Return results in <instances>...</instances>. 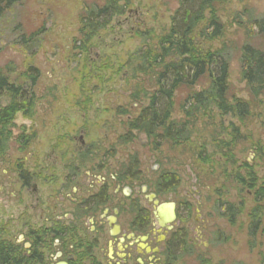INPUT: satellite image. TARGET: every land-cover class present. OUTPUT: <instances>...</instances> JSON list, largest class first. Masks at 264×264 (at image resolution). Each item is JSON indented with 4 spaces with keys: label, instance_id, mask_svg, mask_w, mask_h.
Segmentation results:
<instances>
[{
    "label": "rangeland",
    "instance_id": "374dc122",
    "mask_svg": "<svg viewBox=\"0 0 264 264\" xmlns=\"http://www.w3.org/2000/svg\"><path fill=\"white\" fill-rule=\"evenodd\" d=\"M107 1L20 0L0 17V71L17 86L25 84L29 68L39 73L35 113L30 119L21 113L15 117L8 151L0 155V237L15 246L23 243L24 223L64 220L62 215L69 216L75 203L105 182L115 203L129 188L151 213L152 223L157 205L176 204L171 232L164 235L152 226L163 253L172 235L185 232L193 250L177 264H264V235L254 240L248 233L251 210L264 208V93L252 99L242 81L239 48L246 35L233 19L245 7L264 18V0H233L219 13L226 31L215 46L226 42L238 50L230 62L228 98L249 102V116L240 120L209 111L189 120L193 133L186 144L159 149L146 135L129 133L128 123L148 101L133 98L143 76L133 78L130 69H118L150 38L168 32L178 1L122 0L124 13L83 47L81 23L87 10ZM251 45L263 49L264 38L256 37ZM206 85L202 81L177 91L174 120L184 118L183 104ZM8 102L1 99L2 106ZM163 174L178 184L151 204L154 183ZM135 176L138 180H130ZM218 202L242 208L235 225L219 215ZM129 219L123 215L122 222ZM51 245L47 264L63 261L55 257L60 243L53 238ZM100 246L92 254L107 264V246ZM76 250L88 255L70 247L66 252Z\"/></svg>",
    "mask_w": 264,
    "mask_h": 264
},
{
    "label": "trees",
    "instance_id": "16d2710c",
    "mask_svg": "<svg viewBox=\"0 0 264 264\" xmlns=\"http://www.w3.org/2000/svg\"><path fill=\"white\" fill-rule=\"evenodd\" d=\"M121 1L108 0L103 7L87 10L81 23L83 47L91 44L114 16L124 13V8L119 5ZM177 1L179 9L172 18L168 32L156 39H146L148 44L132 54L130 61L120 65L118 69V72L130 69L129 73L133 78L137 74L143 76V80L134 87L133 98L137 101L141 98L142 101H148V104H140L141 111L128 123V131L130 134L137 132L146 135L155 149L164 145L176 148L186 144L193 133V125L189 120L209 111L217 110L221 116H233L240 120L250 114L249 102H231L228 98L230 62L232 53L238 50L226 42L215 46L226 31L219 13L233 0ZM19 2L20 0H0V17L5 10ZM233 19L246 35V43L239 48L240 71L242 81L255 100L264 93V48H256L251 42L258 36L264 38V18L256 17L252 10L245 7L243 11L236 12ZM38 76L36 70L29 68L23 75L25 84L17 86L0 71V155L8 151L15 117L21 113L26 119H30L35 113ZM202 81L207 82V85L190 94L182 106L184 118L174 120L177 91L183 87L193 88ZM3 98L9 101L6 106L1 105ZM25 142L26 140L22 143L23 146L28 144ZM130 180L136 181L138 177ZM177 184L171 176L163 174L154 183V189L157 195L168 194L174 192ZM216 210L222 218L235 225L242 208L218 202ZM146 219L148 224L149 212ZM249 220V236L255 240L257 235H264L263 206L253 208ZM59 239L64 242L60 249L66 251L70 243L62 237ZM51 246L46 244L45 248L51 249ZM38 247L36 244L34 252L27 256L22 249L0 237V264H43ZM192 248L185 232L172 235L165 245L164 264H177L184 253H191Z\"/></svg>",
    "mask_w": 264,
    "mask_h": 264
},
{
    "label": "flooded vegetation",
    "instance_id": "af4514ba",
    "mask_svg": "<svg viewBox=\"0 0 264 264\" xmlns=\"http://www.w3.org/2000/svg\"><path fill=\"white\" fill-rule=\"evenodd\" d=\"M112 180H114L113 177ZM110 188V184L104 182L97 193L81 198L73 207L70 214L71 219L68 218L70 215L64 214L62 215L64 220H42L43 224L37 226L30 225L27 221L24 223L26 225V231L22 238L24 242L21 244L16 243V247L19 248L21 245L23 247L22 251L29 256L34 252L37 244L39 251H41L40 257L44 260L43 264H47L46 252L49 254L50 252L49 249L45 248L46 244L51 245L53 238H55L58 244L60 243L61 248L64 242L59 238L62 237L65 241L66 238L69 239L66 242L70 243L71 249L82 250L88 255L78 254L77 250L67 253L59 249L55 257L63 261L56 264H104L100 259H97V256L92 254L93 250L95 252L100 249L102 243L107 246V264H161V255L163 256L161 246H163V243H159L154 238L155 229L152 225L156 224L158 231H162L164 235H167L172 231L174 223L171 225L170 231L159 226L155 211L160 205L154 208V223H152L151 213L147 210V207L140 204L139 200L132 197L131 194L133 192L129 188L124 190V199L115 203L116 196L114 197L109 192ZM119 189L117 192H119ZM145 190L143 188V192ZM74 191L77 192L78 189ZM153 196L154 198L150 199V203H158V201H155L158 195L153 194ZM147 212L150 213L148 224L146 219ZM43 215L44 213L42 218ZM123 215L130 217L126 224L122 222ZM67 218L70 224L66 221ZM86 226L93 228L87 230ZM64 230H66L65 233ZM164 239H166V236ZM84 260H88V263L84 262Z\"/></svg>",
    "mask_w": 264,
    "mask_h": 264
},
{
    "label": "water",
    "instance_id": "95a60500",
    "mask_svg": "<svg viewBox=\"0 0 264 264\" xmlns=\"http://www.w3.org/2000/svg\"><path fill=\"white\" fill-rule=\"evenodd\" d=\"M153 198L154 196L152 195L151 199ZM155 216L157 217V222L159 226L170 231L172 228L171 225L176 221L177 218L175 204L169 203L160 205L158 208H156Z\"/></svg>",
    "mask_w": 264,
    "mask_h": 264
}]
</instances>
